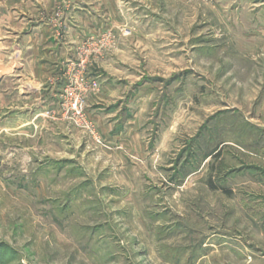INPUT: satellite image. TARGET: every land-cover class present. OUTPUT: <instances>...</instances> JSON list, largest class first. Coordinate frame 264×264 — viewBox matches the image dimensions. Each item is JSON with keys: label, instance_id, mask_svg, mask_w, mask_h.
I'll use <instances>...</instances> for the list:
<instances>
[{"label": "rangeland", "instance_id": "obj_1", "mask_svg": "<svg viewBox=\"0 0 264 264\" xmlns=\"http://www.w3.org/2000/svg\"><path fill=\"white\" fill-rule=\"evenodd\" d=\"M0 264H264V0H0Z\"/></svg>", "mask_w": 264, "mask_h": 264}]
</instances>
